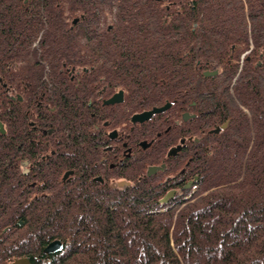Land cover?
Returning <instances> with one entry per match:
<instances>
[{
  "label": "trees",
  "instance_id": "trees-1",
  "mask_svg": "<svg viewBox=\"0 0 264 264\" xmlns=\"http://www.w3.org/2000/svg\"><path fill=\"white\" fill-rule=\"evenodd\" d=\"M71 59L130 80L131 113L194 112L193 195L162 202L150 177L49 196L15 183L7 158L47 128L32 91ZM0 66L26 67L2 70L23 94L0 96V264H264V0H0Z\"/></svg>",
  "mask_w": 264,
  "mask_h": 264
},
{
  "label": "flooded vegetation",
  "instance_id": "flooded-vegetation-1",
  "mask_svg": "<svg viewBox=\"0 0 264 264\" xmlns=\"http://www.w3.org/2000/svg\"><path fill=\"white\" fill-rule=\"evenodd\" d=\"M4 69L26 67L0 66L1 100H21L23 92L15 81H5L9 75L2 72ZM93 69L78 64L76 59L47 63L46 80H38L32 91L41 97L33 101L47 106V128L25 130L34 135L30 140L35 143L16 145L7 158L15 183H47L49 196L53 189L58 194H63V189L67 193L90 188L123 190L135 180L150 177L167 189L165 193L174 191L169 200L193 195L198 180L192 167L196 151L194 112L187 109L179 114L170 106L134 123L133 115L152 108L131 113V81H124V87L117 86ZM120 93L122 101L108 103ZM185 114L190 115L188 119ZM117 117L118 125L114 123ZM5 133L6 129L3 132L0 128V135ZM178 146L181 149L176 154H169ZM150 167L157 169L148 175Z\"/></svg>",
  "mask_w": 264,
  "mask_h": 264
},
{
  "label": "water",
  "instance_id": "water-1",
  "mask_svg": "<svg viewBox=\"0 0 264 264\" xmlns=\"http://www.w3.org/2000/svg\"><path fill=\"white\" fill-rule=\"evenodd\" d=\"M79 18H76L74 20V23H76L78 21ZM216 72H206L205 74L206 75H214ZM121 93L116 95L114 98H112L111 100L108 101V103H116V102H120L122 101V97H121ZM171 106V103H166L165 105L163 106H155L154 108H152L151 110H146L144 112H141V113H137L135 115H133V122L136 123V122H143L145 120H148L150 119L154 114L156 113H162L164 111H166L167 109H169ZM190 115L189 114H185L184 115V118L185 119H188ZM194 116V115H192ZM227 124H223L222 127H226ZM0 128L1 130L4 132L5 129H4V125L3 123L0 121ZM220 127H217L216 129L213 130V132H216L218 133L220 131ZM146 146V145H145ZM181 147L178 146V148H173L171 149V151L169 152V154H176L177 150H180ZM157 168L156 167H150L149 168V174H152L153 172H155ZM174 194V191H169L162 199L161 201L162 202H167L168 199L170 197H172ZM19 224L20 225H24V222L23 221H19ZM64 245H63V242L59 239H56V240H53L51 241L49 244H47V246L44 248V253H47V254H54V253H57V252H60L62 251ZM13 264H31V261L30 259L28 258H17L13 261Z\"/></svg>",
  "mask_w": 264,
  "mask_h": 264
}]
</instances>
